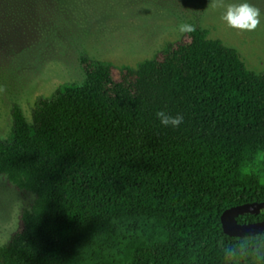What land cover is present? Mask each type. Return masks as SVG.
<instances>
[{
	"label": "trees",
	"instance_id": "trees-1",
	"mask_svg": "<svg viewBox=\"0 0 264 264\" xmlns=\"http://www.w3.org/2000/svg\"><path fill=\"white\" fill-rule=\"evenodd\" d=\"M64 3L0 0V33L16 48ZM80 66L83 83L38 98L31 123L12 106L0 176L35 199L0 264H264V233L221 223L264 203V72L199 28L136 67ZM159 111L184 122L165 127Z\"/></svg>",
	"mask_w": 264,
	"mask_h": 264
},
{
	"label": "rangeland",
	"instance_id": "rangeland-1",
	"mask_svg": "<svg viewBox=\"0 0 264 264\" xmlns=\"http://www.w3.org/2000/svg\"><path fill=\"white\" fill-rule=\"evenodd\" d=\"M243 2L261 11L255 30L230 28L221 20L225 9L211 7V0H65L62 7L52 9L43 29L32 31L24 25L22 38L20 32L14 38L18 47L1 32L0 139L11 135L14 104L31 123L38 98L50 97L62 84L83 83L81 55L136 67L168 43L186 39L187 34L177 31L183 22L208 30L210 39L237 50L249 70L264 72V0H224L225 5ZM34 199L0 176V246L20 228L21 214Z\"/></svg>",
	"mask_w": 264,
	"mask_h": 264
},
{
	"label": "clouds",
	"instance_id": "clouds-1",
	"mask_svg": "<svg viewBox=\"0 0 264 264\" xmlns=\"http://www.w3.org/2000/svg\"><path fill=\"white\" fill-rule=\"evenodd\" d=\"M210 6L225 9L221 15V20L226 22L230 28L252 31L261 23L260 9L248 2L229 3L225 5L224 0H211ZM195 30V26L187 22L180 23L177 26V31L180 34L192 33ZM2 91L3 88H0V92ZM156 117L165 127L171 126L172 128H178L184 122L182 115L178 114L173 117L164 111L157 112Z\"/></svg>",
	"mask_w": 264,
	"mask_h": 264
},
{
	"label": "water",
	"instance_id": "water-1",
	"mask_svg": "<svg viewBox=\"0 0 264 264\" xmlns=\"http://www.w3.org/2000/svg\"><path fill=\"white\" fill-rule=\"evenodd\" d=\"M264 210V203H249L226 210L221 223L224 233L235 238L251 237L264 233V221L241 224L238 218L244 215L258 216Z\"/></svg>",
	"mask_w": 264,
	"mask_h": 264
}]
</instances>
